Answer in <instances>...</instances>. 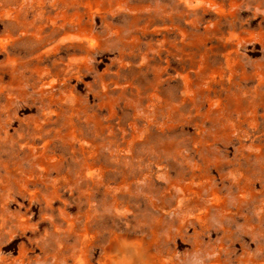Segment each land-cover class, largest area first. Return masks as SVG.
<instances>
[{"label":"rangeland","instance_id":"374dc122","mask_svg":"<svg viewBox=\"0 0 264 264\" xmlns=\"http://www.w3.org/2000/svg\"><path fill=\"white\" fill-rule=\"evenodd\" d=\"M0 264H264V0H0Z\"/></svg>","mask_w":264,"mask_h":264}]
</instances>
